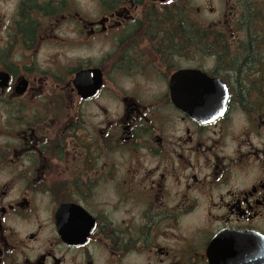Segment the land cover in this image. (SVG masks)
<instances>
[{"label": "flooded vegetation", "instance_id": "1", "mask_svg": "<svg viewBox=\"0 0 264 264\" xmlns=\"http://www.w3.org/2000/svg\"><path fill=\"white\" fill-rule=\"evenodd\" d=\"M92 2L0 0V264H264V37Z\"/></svg>", "mask_w": 264, "mask_h": 264}, {"label": "rangeland", "instance_id": "2", "mask_svg": "<svg viewBox=\"0 0 264 264\" xmlns=\"http://www.w3.org/2000/svg\"><path fill=\"white\" fill-rule=\"evenodd\" d=\"M236 2L237 0H187L190 6V8L187 9V19H195L204 22L223 20L225 18V13L234 11L233 9L235 8L233 6L236 5ZM73 3L76 6L84 7L88 5L93 6L94 4L92 0H73ZM235 11H238V9L236 8ZM234 35L244 36L243 32L236 29H234ZM74 52L81 53L83 50L79 48L78 50H74Z\"/></svg>", "mask_w": 264, "mask_h": 264}, {"label": "trees", "instance_id": "3", "mask_svg": "<svg viewBox=\"0 0 264 264\" xmlns=\"http://www.w3.org/2000/svg\"><path fill=\"white\" fill-rule=\"evenodd\" d=\"M235 6L238 9L236 30L244 36L264 37V0H237Z\"/></svg>", "mask_w": 264, "mask_h": 264}, {"label": "water", "instance_id": "4", "mask_svg": "<svg viewBox=\"0 0 264 264\" xmlns=\"http://www.w3.org/2000/svg\"><path fill=\"white\" fill-rule=\"evenodd\" d=\"M82 74H83V73H79V74H78V78H77V80H80V79L82 78ZM213 264H218V263L214 261ZM219 264H221V263H219Z\"/></svg>", "mask_w": 264, "mask_h": 264}]
</instances>
